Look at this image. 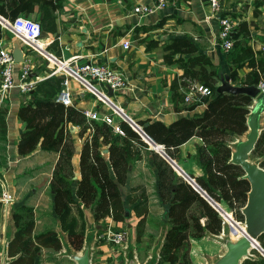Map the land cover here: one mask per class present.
Masks as SVG:
<instances>
[{"label":"crops","instance_id":"crops-1","mask_svg":"<svg viewBox=\"0 0 264 264\" xmlns=\"http://www.w3.org/2000/svg\"><path fill=\"white\" fill-rule=\"evenodd\" d=\"M47 1L49 3L46 10H43V3H36L31 11L20 12L18 15L27 16L41 24L40 42L50 54L61 58L78 56L81 60L92 59L120 70L126 77L127 85L121 90L113 91L111 98L139 123L154 119L169 123L182 115L200 114L206 105L207 97L199 92L186 99L190 91L187 87L179 86L175 91L171 88L174 77L183 72L177 62H166L163 59V45L172 37H189L199 51L210 57L219 75L228 73L230 82L235 84H243V78L250 68L247 63L235 65L227 60V51L221 48L218 36L219 17L226 15L236 25L245 22L248 35L238 36L241 43H248L259 51L264 42V0H219V15L211 12L209 0H168L165 8L147 15L133 13L132 7L139 3L150 5L154 0ZM14 39L16 38L9 29L1 25L0 46L8 45L10 48ZM124 39L130 41L127 48L122 46ZM21 48L25 52L22 62L31 64L29 77L35 83L28 91L14 86L0 99V175H8L9 170L15 169L16 173L23 175L21 187L32 189L33 193L28 197L24 196L22 200L33 207L34 233L49 229L63 232L61 218L53 209V195L49 184L58 153L41 149L39 145L25 153H19L17 149L24 129V122L17 114L19 106L31 100L42 99L45 93L50 94L52 91L50 99H55L61 87L62 76L50 73L52 63L44 56L22 44ZM19 63L16 62L15 67L16 82ZM69 83L73 106L81 111L97 107L93 96L83 92L75 80L70 79ZM219 83L220 79L217 84ZM257 99L256 104L263 100V108L257 119L260 131V123L264 126V92ZM101 108L105 110V107ZM249 114L250 112L248 116ZM69 126L74 135L76 151L73 161L77 175L81 139L77 134L78 126ZM245 132V139L237 140L234 149L230 141L231 155L237 144L247 139L249 127L243 133ZM202 142V138L194 134L181 143L175 153L177 165L193 177L204 174L196 157L197 147ZM153 150L147 145V158H144L146 153H143L142 157L136 159L135 165L129 166L127 179L122 185L123 200L127 191H139L144 185L147 186L149 211L161 201L155 191L156 185L150 186L146 182L145 173L138 168L147 166V174L152 175V181L154 178V182H157ZM75 199L79 201L78 197Z\"/></svg>","mask_w":264,"mask_h":264},{"label":"trees","instance_id":"trees-1","mask_svg":"<svg viewBox=\"0 0 264 264\" xmlns=\"http://www.w3.org/2000/svg\"><path fill=\"white\" fill-rule=\"evenodd\" d=\"M36 3H43V10H46L49 2L0 0V14L13 20L21 16L18 15L20 12L31 11ZM239 35H248L245 22L236 25L231 34L233 46L227 50V60L235 65L247 63L250 69L243 78V84H264V52L255 50L248 43H241ZM163 50L164 61L177 62L183 69L171 82L174 91L179 86L190 89L197 82L209 87L211 93L208 94L206 105L200 114L182 115L169 123L154 119L143 120L140 124L154 141L164 145L171 157H175L178 146L189 137L194 134L200 136L203 142L197 147L196 157L204 174L195 176L196 182L214 200H226L229 206L239 207L237 213L243 217L240 209L246 203L250 183L244 176L241 165L231 159L230 140L247 129V116L254 97L245 92L217 91V68L189 37H172L163 45ZM178 53L183 55L177 56ZM50 94L45 93L42 99L31 100L19 106L17 114L24 122V129L17 149L19 153H25L39 145L41 149L58 153L49 181L53 209L61 218L68 235H73L76 231L75 219L64 222V216L71 211V202L87 205L93 217L98 219L122 198V185L127 179L130 166L127 139L139 135L126 123L121 122L125 133L120 134L103 120H88L81 110L72 104L50 99ZM69 124L78 126L77 134L81 139L77 175L73 161L76 151L74 135ZM251 152L264 168V126L259 131ZM152 156L157 170V195L165 205V215L168 217L159 255L163 263L171 264L177 258L176 249L187 243L192 233L206 230L219 233L222 218L201 192L178 174L164 156L157 150L152 151ZM219 205L228 210L224 202H219ZM25 209L27 213L32 212L31 207ZM30 216L33 217L32 213ZM30 216L27 227L31 224L34 226ZM51 233L53 231L49 229L35 233V237L43 238ZM262 233L264 232L259 235ZM45 240L43 238V242ZM23 245L28 248L29 238L23 240ZM187 253L186 250L182 254L181 264H191ZM241 264H264V258L260 255L257 258L248 257Z\"/></svg>","mask_w":264,"mask_h":264},{"label":"rangeland","instance_id":"rangeland-1","mask_svg":"<svg viewBox=\"0 0 264 264\" xmlns=\"http://www.w3.org/2000/svg\"><path fill=\"white\" fill-rule=\"evenodd\" d=\"M194 84H197V82ZM261 92H264V89H261L260 93L252 99L250 110L256 105L257 97L260 96ZM205 96L208 97V94H205ZM114 119L120 123L122 122V124H128L126 121L119 119L116 114ZM260 127L262 128V123H260ZM245 137L246 132L242 135H234L233 139L230 140L233 149L237 140L245 139ZM127 142L131 166L136 164V159L142 157L143 153H146L144 158H147V145H150V143L141 135L128 138ZM151 149L153 150L152 145ZM249 159L258 164L252 152L249 153ZM138 170L143 174L145 173L146 182L150 186L156 185L154 178L152 181V175L147 174V166L146 168L141 166ZM13 173H16L15 169L9 170L8 175H0V258L4 255L6 264H77L72 257V253H82L85 247H88L89 251V264H128L130 259H134L137 264H169L163 263L159 255L164 231L168 225L165 205L159 202L158 206L157 204L154 205L152 210L149 211L147 186L142 185L143 187L139 191L133 192L131 190L132 195L130 191H127L124 200L122 190V200L119 198L114 207L98 219L93 217L87 205L71 203V211L64 216V222L67 223L73 221L72 218L75 219V234L68 235L67 230L62 226L63 232L51 230L53 233L43 237L46 239L43 242V238L35 237L32 224L27 227L31 213L33 217H30L34 221V210L22 198L33 193L32 189L30 187L23 189L21 187L23 175L18 172ZM155 191L157 192L156 189ZM202 193L213 204L208 195ZM139 195H141L140 199H138ZM218 202H224L228 207V210L217 208L222 218L221 231L212 233L206 230L192 233L187 243L176 249L177 258L171 264H181L182 254L186 250L191 264H195L194 262L210 264L225 250V238H235L234 236L242 235L245 223L244 214L242 217L237 213L239 207L236 205L229 206L226 200ZM30 207L32 212L27 213L25 208ZM117 231L126 233L121 243H114L110 239V234ZM28 238L29 246L25 248L23 247V240H28ZM257 240L260 246L264 248V233L258 235ZM259 255L264 258V254L258 250V247L253 246L241 262L245 258H257Z\"/></svg>","mask_w":264,"mask_h":264},{"label":"built area","instance_id":"built-area-1","mask_svg":"<svg viewBox=\"0 0 264 264\" xmlns=\"http://www.w3.org/2000/svg\"><path fill=\"white\" fill-rule=\"evenodd\" d=\"M167 4L168 0H154V3L150 5L139 3L132 7V11L138 15H147L159 9L165 8ZM209 4L211 12L213 14L217 13L219 15L221 11L220 1L209 0ZM0 24L9 29L13 36L18 39L24 47L34 50L51 62V74H59L62 76L61 87L55 97L56 100L61 101L64 104L72 103V90L69 80H75L83 92L86 91L93 96L97 106L95 108H86L82 111L88 120H103L111 124L115 132L124 134L125 132L121 126V123L114 119L116 114L119 119L126 121L133 130H135L148 143H150V145L148 144L149 147L152 145L155 150L164 156L178 174L182 175L195 188H197V185H195L196 180L193 176H190L184 170L183 172H180L174 167L172 160L174 162L176 161L174 157H171L165 151L164 145L162 143H158L159 148L154 147L148 139V137L151 138V136L145 132L143 126L127 113H125L124 110L112 100L111 94L107 93L108 87H110L113 91L121 90L126 87V77L120 70L108 63H100L92 59L81 60L78 56L61 58L50 54L40 42V36L42 33L41 24L27 16L21 15L15 17L13 20H9L0 15ZM219 24L220 29L218 36L220 46L223 50L227 51L233 46V38L231 37V34L236 26V23L233 21V19L225 15L219 17ZM129 45L130 41L128 39H124L122 41V46L124 48H127ZM259 50L264 52V42L260 46ZM19 64L20 69L18 74V82H16V62L13 60L11 47L9 48L8 45L0 46V99L4 98L9 93V90L14 86H17L24 91H28L33 87L35 81L31 80L29 77L32 71L31 64L22 61ZM258 85L261 89H264V84L262 82H259ZM195 91L199 92L200 94L211 93V89L209 87L201 83H197L191 87L189 94L186 95V99L194 96ZM101 107H105V110H102ZM198 191L200 190L198 189ZM204 193H206L205 190ZM201 194L203 195L202 192ZM208 197L210 196L208 195ZM211 199L213 200V204L211 203L213 207L216 210L217 208H220L219 202L213 198ZM125 235L126 233L124 231L112 232L110 234V239L114 243H121Z\"/></svg>","mask_w":264,"mask_h":264},{"label":"water","instance_id":"water-1","mask_svg":"<svg viewBox=\"0 0 264 264\" xmlns=\"http://www.w3.org/2000/svg\"><path fill=\"white\" fill-rule=\"evenodd\" d=\"M11 52L15 62L23 61L25 52L22 50L18 39L12 41ZM219 79L220 83L217 85V91L245 92L255 97L261 90L260 86L256 84L231 83L228 73L220 74ZM112 92L113 90L108 87L107 93L111 94ZM261 104L262 101L256 104L247 118V127H249L247 139L240 141L237 144L236 150L231 155V159L241 165L244 170V176L248 178L250 183L247 200L242 208L245 228L242 235L235 238H225V250L210 264H240L242 258L249 254V249L253 246H257L258 250L264 254V248L260 246L257 240V236L261 232H264V168L249 159V153L259 134L257 119L262 108ZM148 139L154 147L159 148L157 142L152 138L148 137ZM172 162L177 170L183 172V169L176 162L173 160ZM195 185H197L200 191L204 192L197 182H195ZM72 257L76 260L77 264H89L88 247H85L82 253H72ZM0 264H6L4 255L0 258ZM128 264H137V262L134 259H130Z\"/></svg>","mask_w":264,"mask_h":264},{"label":"bare ground","instance_id":"bare-ground-1","mask_svg":"<svg viewBox=\"0 0 264 264\" xmlns=\"http://www.w3.org/2000/svg\"><path fill=\"white\" fill-rule=\"evenodd\" d=\"M8 201V200H7ZM242 233H243V229H242ZM234 237H236V236H234ZM5 240V239H4Z\"/></svg>","mask_w":264,"mask_h":264}]
</instances>
